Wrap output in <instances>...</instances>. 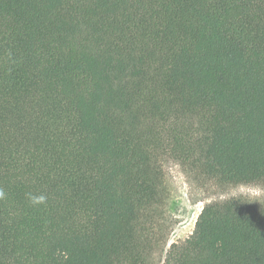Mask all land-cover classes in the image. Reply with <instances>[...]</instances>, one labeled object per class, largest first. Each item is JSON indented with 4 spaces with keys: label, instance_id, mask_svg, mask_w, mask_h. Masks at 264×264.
<instances>
[{
    "label": "trees",
    "instance_id": "16d2710c",
    "mask_svg": "<svg viewBox=\"0 0 264 264\" xmlns=\"http://www.w3.org/2000/svg\"><path fill=\"white\" fill-rule=\"evenodd\" d=\"M166 160L264 184V0H0V264H264V199L169 245Z\"/></svg>",
    "mask_w": 264,
    "mask_h": 264
},
{
    "label": "rangeland",
    "instance_id": "374dc122",
    "mask_svg": "<svg viewBox=\"0 0 264 264\" xmlns=\"http://www.w3.org/2000/svg\"><path fill=\"white\" fill-rule=\"evenodd\" d=\"M165 168L170 189L168 210L174 222L169 245L184 241L193 233L206 203L234 196L264 199V184L261 183L220 185L214 181L197 180L189 176L183 166L174 160H166Z\"/></svg>",
    "mask_w": 264,
    "mask_h": 264
}]
</instances>
